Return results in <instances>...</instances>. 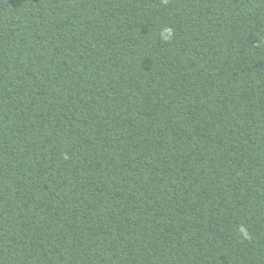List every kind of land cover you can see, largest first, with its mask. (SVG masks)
Here are the masks:
<instances>
[{
    "label": "trees",
    "instance_id": "obj_1",
    "mask_svg": "<svg viewBox=\"0 0 264 264\" xmlns=\"http://www.w3.org/2000/svg\"><path fill=\"white\" fill-rule=\"evenodd\" d=\"M0 264H264V0H0Z\"/></svg>",
    "mask_w": 264,
    "mask_h": 264
},
{
    "label": "clouds",
    "instance_id": "obj_2",
    "mask_svg": "<svg viewBox=\"0 0 264 264\" xmlns=\"http://www.w3.org/2000/svg\"><path fill=\"white\" fill-rule=\"evenodd\" d=\"M160 36L164 40H170L173 37V29L170 27H165L161 30ZM239 233L241 234L243 239H251V234L243 225L239 228Z\"/></svg>",
    "mask_w": 264,
    "mask_h": 264
}]
</instances>
